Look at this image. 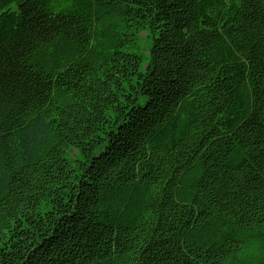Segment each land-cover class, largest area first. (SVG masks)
Here are the masks:
<instances>
[{"label":"trees","instance_id":"1","mask_svg":"<svg viewBox=\"0 0 264 264\" xmlns=\"http://www.w3.org/2000/svg\"><path fill=\"white\" fill-rule=\"evenodd\" d=\"M0 264H264V0H0Z\"/></svg>","mask_w":264,"mask_h":264},{"label":"rangeland","instance_id":"2","mask_svg":"<svg viewBox=\"0 0 264 264\" xmlns=\"http://www.w3.org/2000/svg\"><path fill=\"white\" fill-rule=\"evenodd\" d=\"M146 32L145 30L138 31L135 34V42L134 44L128 46V50L135 52L138 54L141 58V68L143 69L147 63L148 58V47L146 46V41H148V38L145 37ZM76 155L75 150H69L68 156L69 158H72Z\"/></svg>","mask_w":264,"mask_h":264}]
</instances>
